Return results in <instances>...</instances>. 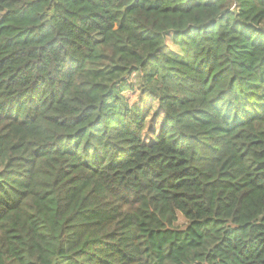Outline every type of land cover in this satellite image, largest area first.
Returning a JSON list of instances; mask_svg holds the SVG:
<instances>
[{"label":"trees","instance_id":"obj_1","mask_svg":"<svg viewBox=\"0 0 264 264\" xmlns=\"http://www.w3.org/2000/svg\"><path fill=\"white\" fill-rule=\"evenodd\" d=\"M0 264H264V0H0Z\"/></svg>","mask_w":264,"mask_h":264},{"label":"rangeland","instance_id":"obj_2","mask_svg":"<svg viewBox=\"0 0 264 264\" xmlns=\"http://www.w3.org/2000/svg\"><path fill=\"white\" fill-rule=\"evenodd\" d=\"M135 99H137V97L133 98V100H135ZM184 223H186V219L181 214H179L178 224L183 225Z\"/></svg>","mask_w":264,"mask_h":264}]
</instances>
